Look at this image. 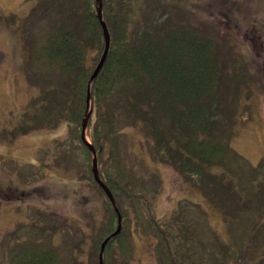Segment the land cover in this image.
Masks as SVG:
<instances>
[{"label":"trees","instance_id":"obj_1","mask_svg":"<svg viewBox=\"0 0 264 264\" xmlns=\"http://www.w3.org/2000/svg\"><path fill=\"white\" fill-rule=\"evenodd\" d=\"M52 2L53 9L49 7ZM102 3L111 42L90 86L92 113L86 131L101 157L100 174L114 194L122 221L121 231L105 246L104 264H132L134 234L156 237L153 254L158 264H253V255L258 256L257 262L260 259L256 264H262L263 256L255 251H264V240L257 239L264 237V223L259 224L264 220V162L250 164L248 182L240 187L230 175L241 156L231 145V132L243 84L227 76L231 68L219 57V40L199 26L176 21L169 13L170 0ZM156 8L160 12L155 17ZM25 24L26 60L42 65V75L31 77L29 70L28 78L31 81L36 77L39 94L18 113L9 139L65 121L72 137L79 140L87 162L89 159L90 178L105 193L94 179L92 152L82 139L88 80L105 46L98 1L37 0ZM125 126L144 134L154 161L172 166L186 182L202 191L219 210L227 229L241 215L253 216L259 209L256 213L260 219L252 232L243 230L239 241L227 242L219 235L213 240L204 238L207 234L200 230L198 238L192 235L195 224L185 220L186 209L183 216L176 210L171 214L174 220L183 217L184 230L176 221L165 227L170 217L159 220L152 210L144 212L140 204H147L149 199L142 189L148 187L135 188L136 181L123 157ZM19 172L21 176L24 173ZM132 218L137 222L134 229ZM139 220L148 223L147 229L139 228ZM118 223V213L106 194L101 237L95 250L90 251L94 255L98 252L93 264H99L101 243ZM50 231L56 233L58 229L50 226ZM38 242H25L15 249L9 264H87L74 252L64 257L59 249L46 246L49 243Z\"/></svg>","mask_w":264,"mask_h":264},{"label":"rangeland","instance_id":"obj_2","mask_svg":"<svg viewBox=\"0 0 264 264\" xmlns=\"http://www.w3.org/2000/svg\"><path fill=\"white\" fill-rule=\"evenodd\" d=\"M36 1L0 0V264H9L14 250L23 243L38 241L59 249L64 257L74 252L82 263L93 264L98 252L94 255L90 251L95 250L101 237L106 194L90 178L89 159L87 162L79 140L72 137L65 121L10 140L18 113L39 94L36 77L30 81L28 73L30 70L31 77L42 75V65L27 62L25 48V23ZM177 3L180 7H175ZM54 5L52 2L49 7L53 9ZM169 8L176 21L214 34L219 40V57L231 68L227 76L242 81L231 132V145L242 157L230 172L240 187L248 182L251 165L264 162V0H170ZM159 12L156 8L154 16ZM233 59L242 60L235 63ZM228 93L231 96L232 90ZM122 132V154L136 181L135 188L148 187L142 189L149 199L147 204H140L144 212L152 210L159 220L170 217L165 227L176 221L184 230L183 217L174 220L171 214L176 210L182 215L186 209L185 220L195 224L192 235L198 238L200 230L207 234L204 238L213 240L219 235L227 242L239 241L243 230L252 232L260 219L256 213L259 209L253 216L241 215L227 229L219 210L202 191L186 182L172 166L154 161L144 134L133 126H125ZM19 170H23L22 176ZM139 222L141 230L147 229L148 223ZM131 223L134 229L136 220L132 218ZM263 223L260 219L259 224ZM50 226L58 231L51 232ZM261 238L264 240L263 236L257 239ZM133 241L132 264H158L153 254L155 236L134 234ZM255 252L264 259V251ZM257 257L251 258L253 264Z\"/></svg>","mask_w":264,"mask_h":264},{"label":"water","instance_id":"obj_3","mask_svg":"<svg viewBox=\"0 0 264 264\" xmlns=\"http://www.w3.org/2000/svg\"><path fill=\"white\" fill-rule=\"evenodd\" d=\"M98 1V16L102 25V29H103V34H104V38H105V46H104V50L103 53L99 59V62L97 63L93 73L91 74L89 81H88V88H87V105H88V110L85 114V117L83 119V123H82V138L84 140V142L86 143V145L90 148V150L93 153V173H94V177L96 179V181L100 184V186L104 189V191L106 192V194L108 195L109 199L111 200V202L113 203L115 210L118 213V219H119V223L118 226L116 228L115 231H113L111 234L107 235L104 240L101 243L100 246V251H99V264H104V250H105V246L107 244V242L109 241V239L118 234L121 231L122 228V221H121V213L120 210L116 204V200L114 197V194L112 192V190L110 189V187L107 185V183L102 179V177L100 176L99 173V167H98V157H97V151L96 148L94 146V144L88 139L87 135H86V129H87V125H88V120L89 117L92 113V109H91V94H90V85L91 82L93 81V79L98 75V73L100 72L106 57L108 55L109 52V48H110V42H111V37H110V31L108 28V25L106 23V21L103 18V10H102V0H97Z\"/></svg>","mask_w":264,"mask_h":264}]
</instances>
